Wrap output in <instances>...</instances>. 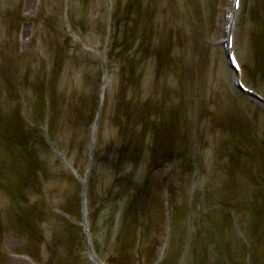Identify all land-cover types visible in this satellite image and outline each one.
Returning a JSON list of instances; mask_svg holds the SVG:
<instances>
[{
	"label": "bare ground",
	"instance_id": "bare-ground-1",
	"mask_svg": "<svg viewBox=\"0 0 264 264\" xmlns=\"http://www.w3.org/2000/svg\"><path fill=\"white\" fill-rule=\"evenodd\" d=\"M162 1L168 3L170 9L174 6L175 11V8H178V11L182 9L177 0ZM183 1L185 0H182L185 9L191 7L192 3L187 4ZM205 1L209 5L203 17L198 12L192 14L190 23L195 29L190 28L188 32L191 31V34L182 37L178 34L180 31L171 32L169 24H165L167 21L159 22L156 19L165 9L170 10L169 6L156 9L155 1L138 6L137 0H104V6L109 9L113 19L120 17L124 21L134 20V24L130 27L117 19L114 26L95 23L93 32L104 27V30L108 31L107 37L103 39L107 42V47L102 48L101 54L94 52V63L80 61L79 65L83 67L84 80L88 81L104 71L108 76L112 74L109 76L110 80L114 76L119 92L122 93L123 90L121 95L124 97L119 95L114 97L112 106L115 110L113 115H110L109 124L111 128H117L115 131L119 144L115 145V148L118 151L129 153L131 150L134 152L140 150L137 153L143 155L145 161L150 157L148 164L143 162L144 159L137 158L138 162L140 164L143 162L142 165L145 166L141 169V173H137L139 175L136 174L138 179L134 177L139 183L141 182V185H148L157 171L168 170L171 166H177L179 162L182 168L187 166L189 161H192L190 158L192 154L204 166L213 170L210 171L212 179L221 185L220 193L214 191L216 193L208 195L209 199L206 203L209 201L207 205L212 212L208 216L204 215V221L198 215L190 219L186 218L185 212L188 208L184 209L177 205L180 222L179 229L174 235L178 238H173L170 245L166 241L164 244L169 247L161 246V250H158L160 247H156V243L153 248L147 250L146 246L144 255L149 261H152L154 255L156 259L152 264H170V260L176 258L183 264H188L189 261L199 262L195 257L191 258L190 254L195 255L200 252L204 254L205 260L207 259L203 264H262L261 259L262 256L264 257V0H257V3L260 2L258 6L262 5L260 8H256L255 0ZM83 2L88 4L89 0ZM205 6L204 0H200V8ZM214 8L221 9L218 17H213ZM42 9L41 6L40 12L43 11ZM86 9L78 7V11L72 10L77 12V15L74 13V17L71 16L72 19H76V24L81 26L80 20L83 21V12ZM54 10L59 11L60 15L56 17L55 13L49 15L46 12L47 21L44 24L49 22L53 26L59 16L64 21L62 5L55 6ZM124 11H127V14H123ZM13 12L16 18L28 16L23 6L18 5L2 15L4 19L0 21L3 29V33H0V134H4V131L8 132V135L0 138L1 165L5 171L15 170L14 172L18 171V173H21V170L34 172L37 167L43 168L41 162H46L51 157L40 149H51L55 139L68 141L63 135L69 134L71 137L76 136L77 140H74V145L77 147L76 157L80 155L79 162L88 168L96 154L93 143L87 142L86 139L91 137L92 141L95 140L100 122L95 113H92L94 111L90 105L84 106L86 113L83 115L82 108L73 105L72 99L66 97L67 90L60 84L61 77L67 76L65 72L62 74L63 60L66 61L64 47H61L64 43L61 39L62 34L60 36L53 34L46 40L44 35L48 36L49 33L44 34V30L46 31L47 28L44 27V30L40 28L43 30L41 35L37 34L38 32L30 33L37 29L36 24L30 23V27H23L22 34L25 36H19L17 27L11 24L15 21V17H12ZM28 20L29 18H26L21 24L25 25ZM63 21L62 28L66 25ZM152 21L155 25L154 29L151 26ZM182 22L186 21L181 19L180 23ZM258 23H262V26H258ZM11 29H15L16 33L12 35ZM68 29L69 31L65 28L70 32L71 28ZM183 30L181 29V32H184ZM116 31L123 37L110 38L116 37L113 34ZM129 34L134 36L131 37ZM36 36L40 39L39 45L43 47L35 48L36 52H39V58L34 62L31 58L34 50L31 48H34ZM69 41H71L70 36ZM205 43L220 47L223 52L222 57H219L215 51L207 57L203 52ZM189 47L193 55L187 54ZM19 61L28 69L33 63L36 69L26 76L27 71L21 68ZM212 61L225 72V76L220 77L221 81L214 71L209 73L208 64ZM105 62L106 64L111 62L112 67ZM71 70L74 76V68L72 67ZM38 74L43 76L41 82L37 78ZM99 76L101 77L100 74ZM104 76L108 80V76L103 75V78ZM208 76L211 77L209 82L212 86H205L209 84ZM134 84L137 85V89ZM127 85L129 87L125 88ZM43 87L47 90V94H51V98L44 99L46 91H43ZM138 87L142 90L147 88L148 91L152 89V92L147 94L142 92L140 95ZM57 88L60 91L56 90ZM102 92V89H98L97 93L100 96ZM170 96L172 100H180L179 103L170 102V99L164 101ZM146 97H149L148 100L141 103ZM118 100L120 105L117 106ZM97 103L103 106L104 100L100 99L96 105ZM125 107L132 111L131 114L128 116L127 113H122L119 118L117 111L120 108L124 110ZM28 112L37 115H29ZM166 113L171 114L167 116ZM162 114L163 116H160ZM99 115L101 117V114ZM27 120H32V124ZM155 121H157L156 126L153 125ZM174 130L180 135L185 132L189 138L178 144V138L171 137ZM206 135L209 137L207 140L204 137ZM135 138L138 140H134ZM133 140L136 142H132L134 145L129 146V141ZM200 140L201 143H197ZM205 142L207 143L204 145ZM202 146L203 149H199ZM85 153L87 156H84ZM5 157L10 160L7 161ZM189 158L191 160H188ZM194 163L187 166L191 172L195 170L192 168ZM140 164L136 162V166ZM201 165L198 163V172H207L204 168H200ZM2 176L5 178L7 175L2 173ZM76 178L73 177L75 181ZM129 180L133 183V177ZM27 181L9 184L12 185L10 186L12 196L17 200L23 195L20 191H24L25 187L29 186ZM28 182L31 184L30 181ZM80 183L78 189L81 191L83 201L86 200V196L92 197L91 194H96L92 191L91 185H87L86 178ZM3 185L0 182V187ZM30 187L31 185L28 189ZM3 190L2 192L6 194ZM142 194H139L140 198L150 197V193L148 194L146 190ZM154 195L155 193L152 197ZM202 195L201 199L205 197V193ZM100 197L104 201L105 196ZM0 199L4 200L3 203L0 202V213L3 210H7L8 213L5 205H8L10 200L4 197ZM203 202L199 204L202 211L206 207L204 203L203 209ZM138 205L139 203L127 205L128 211L138 208L139 211L149 210V214L154 212L150 205L146 210L144 205L140 207ZM192 208L197 210V207ZM72 212H69V215H72ZM45 215L41 213V219ZM63 216L68 220V215L63 214ZM135 216L141 217V213H136ZM41 225L47 226L46 222ZM6 227L16 228V225L8 222ZM55 229L53 225L52 230L55 232L52 235L57 236V241L52 238L55 242H53L54 246L52 243L41 258L44 264H142L134 258V254L138 255L137 251L143 250L141 247L131 255L133 257L124 254L127 250L131 253L136 249L135 245H138V242L134 238L129 239L127 245H123L127 237L122 235H119V238L113 237L114 234L110 235L109 229L104 227L108 235L104 236L106 238L104 253H101L95 249L96 242L89 230L80 232V240L87 245L79 249L80 241L74 242L75 235L66 234L67 240L60 239L58 242L59 234ZM189 229L194 231L195 235L192 238ZM44 235L42 232V236ZM107 237L110 240H107ZM60 247L66 249L59 250ZM122 248L124 253L121 252ZM117 250H120L121 256L118 255ZM32 257L34 258L33 255ZM27 258L32 259L30 255ZM34 262L35 260L29 263Z\"/></svg>",
	"mask_w": 264,
	"mask_h": 264
},
{
	"label": "rangeland",
	"instance_id": "rangeland-1",
	"mask_svg": "<svg viewBox=\"0 0 264 264\" xmlns=\"http://www.w3.org/2000/svg\"><path fill=\"white\" fill-rule=\"evenodd\" d=\"M137 1L139 3L138 6L148 5L150 2L155 1L156 4L154 5V7L156 9H161V7L164 6L168 8L169 6L168 3H165V1L162 0ZM255 1L257 3V0ZM82 2L83 0H37V4H35L34 0V4H32V0H26V2L23 0H0V21L4 19L2 15L7 14L9 10H12L18 5L20 7L23 6V8L25 9L28 15L27 17L24 16L22 18L21 16V18H16L15 12H13L12 15V17H15V21H12L11 24H13L15 28L17 27L19 36H25L22 34V31L24 33L23 27L31 25L30 23H32L33 25H37V29H35V31H30V33L38 32L37 34L41 35V33H43L44 27L47 28L46 31L44 30V34L45 32L49 33L47 34L48 36L44 35V38H46V40H48L49 36H53V34L59 36L62 34L63 38L61 37V39L64 43L61 44V47H64L63 49L66 56V61L63 60L64 65L62 74H64L65 72L67 76L65 75L64 77H61L62 80L60 84L62 87H64V89L67 90L68 96L66 97H70V99H72V101L74 102L73 105L79 106L80 109L82 108L83 115H85L86 113L84 112V106L87 107V105H90L94 111L92 113H95L94 115L97 116L96 118H98L100 122V126L96 131L97 135L95 140L92 141L91 137H88L86 139L88 140L87 142L93 143L96 154L94 159L90 162L91 165H88V168H85L79 162L80 155L76 157L77 147L74 145V142L77 140L75 138L76 136L71 137V135L69 136V134L63 135L64 137L66 136L65 139L68 138V141H62L61 138L55 139V141L52 142L51 149H40L42 152H44V154L48 153L51 158L46 162H41L43 163L44 167H37L34 169V172H32L31 170H28L26 172L25 170H21V173H18V171L14 172L15 170L10 171L7 169L6 172L0 162V182L5 185L0 187V189L2 188V190L4 189L3 191L6 192V194H4L1 190L0 198L4 197L10 200V202L7 203L8 205H5V208L8 209V213L6 212L7 210H3L1 211L2 213H0V264H31L29 262H33V260H35L33 264H44V262L41 260L42 256L45 255V253L49 250V246H51L54 241H57V236L52 235L55 232L52 230L53 225L56 228L55 230H57V233L59 234L58 242L60 239L66 241V234L73 236L75 235L74 242L80 241V244H78L79 249L85 248V245H87L85 242H83V240H80V232L85 231V229L89 230L90 234H92V237L96 242L95 249L100 251L101 253H104V239H106L105 237L108 235L106 230H104V227L109 229L108 231L110 232V235L114 234L112 235L113 237L115 236L116 238H119V235H122L123 237L125 236V238L127 237L126 239H124L123 245H127L129 239L134 238L138 242V245H135L136 249L133 252L131 251V253L126 249L127 251L126 253H124L123 248H126V246H123L121 252L124 254H129L130 257H133L131 255L136 252L137 248L141 247L143 250L137 251L138 255L135 256L134 254V258L142 264H152L153 262H155L156 257H154L153 255V262L151 260L149 261V259L144 255V252L147 249L153 248L155 243L156 247H160L158 250H161V246L169 247L164 243L168 241V245H170V241H172L173 238L176 237V235L174 234H176V231H178L179 229L180 214L177 213V205L184 207V209H186V207L188 208L185 212L186 218L190 219L192 218V216L194 217L195 215H198L199 218L204 221V215L208 216L212 212L210 206L207 205L209 201L208 203H206L207 199H209L208 195H213L216 192L220 193L219 191L221 185L219 183H216L210 175V171L212 169L208 166H204V164L201 163L194 154L190 156L191 153L188 155L190 156V158H192V161H189V164L187 166H189L190 163L195 162L194 164H192V168H195L194 172L189 171V169H187V166L182 168V165L179 162L180 164L178 163L177 166H171L168 170L155 172L154 176H152L150 181L148 182V185H141V182H138L139 180H137L138 177L136 176V174L142 172L141 169H144L145 167L142 165V163L147 162L148 164L150 157H147L145 161V157L137 153V151L140 152V150H137L136 152L131 150V152L129 153H121V151H118L115 148V145L119 144L117 140L119 138L115 131L117 130V128H111V125L109 124L110 115L112 116L114 113L113 111L115 110H113L114 106H112L114 97L117 95L124 97V95H121L123 94V90L122 93H120V89H117V83L114 76L112 80H110L109 76H112V74L108 76L104 71L99 72L92 79H88V81L84 80L82 76L84 70L82 69V65H79L80 61L81 63H83V61L94 63V52L101 54L103 50L102 48H104V46L107 47V42H104L103 39L104 37H107L108 31H105L104 27L102 29H98V31L96 32H93L95 23H99L100 25L104 26H114V24L117 22V19L123 21L131 27L132 24H134V20L128 19L127 21H124L120 17H115L113 19L112 15H110L109 9L107 10V7L104 6V0H89L88 4ZM177 2L178 5H181V10L178 11V8H175V11L174 6H172L171 9L169 6L170 10L165 9L163 13H160L159 17H157L156 19L159 22H164V20L165 22L167 21L165 24H169L171 32L180 31L178 34L182 35V37H186L187 35L191 34V31L188 32L190 28L195 29V27L191 26L190 23V21L192 20L191 15L198 12L203 17V14L206 11L208 7L207 5H209V3L204 0L206 6L204 8H200V0H185L183 2L187 4L192 3L190 8L185 9V7H183L182 0H177ZM259 4L260 2L257 3L256 8H260L262 6H258ZM60 5H62L63 17L64 21L66 22L65 27H61L63 20L60 18V16L58 17V21H56L57 23L54 22L55 24L53 26L50 25L49 22L44 24V22L47 21L45 20L47 17L46 12H48L49 15H51V13H55L56 17L60 15L59 11L56 12V10H54L55 6L59 7ZM41 6L43 8V11L40 12ZM78 7L79 9L87 8L86 11L83 12L84 14L82 13L84 15L83 21L80 20L82 28L80 25L76 24V19L71 18V16L74 17V13H76L75 15H77V12H72V10L78 11ZM214 9L215 10L213 17H218L221 13V9ZM123 14H127V11H124ZM26 18H29L28 22H25V25H23V23L21 24V22H24ZM181 19H184L186 22L180 23ZM64 21L63 23H65ZM151 24L152 28L154 29L155 25L153 24V21ZM1 26L2 24L0 22V33H3V29ZM258 26L261 27L262 23H258ZM41 27L43 28V30L40 29ZM69 27L71 28L70 32H68ZM65 28L68 31H66ZM181 29H184V32H181ZM64 30L65 34L67 35L63 34ZM12 31V35L16 33L15 29H13ZM219 32L220 31L218 30V33ZM113 34H115L116 37L113 36L110 38L120 39L121 37H123V35L120 36L119 32L117 31ZM129 35L134 36V34ZM69 36L71 38V41H69ZM31 37L33 38V35ZM39 43L40 39H38V37L36 36L34 48H31L34 50V54L33 56H31L34 62L39 58V52H36L35 48L37 46L39 48L43 47V45L41 46L39 45ZM188 44H190V41H188ZM21 47H23L22 44ZM188 51L189 52L187 54L193 55L190 47ZM212 51H215L219 55V57H222L223 52L220 47H213L212 45L210 46L208 43H205L203 52L207 55V57L212 53ZM22 61L24 63L26 62L24 59ZM223 62L224 61L222 60V64L224 66ZM24 63L21 64V62L19 61L18 64L22 66L21 68L26 69V76H28L31 71L34 72V69H36V65L31 63L28 69V67ZM106 65H110L109 67H112L111 62ZM72 67L74 68V76L71 72ZM208 67L209 73H212L214 71L215 75H218L219 81H221L220 77H222L223 75L225 76L224 70L221 71L218 64L214 61H212L211 64H208ZM99 74L101 75V77L99 76ZM103 75L108 76V80L105 76L103 78ZM98 77L100 78L98 79ZM37 78L41 82L43 80L42 74H38ZM210 78L211 77L208 76L207 82L209 84H206L205 86H212L209 82ZM102 86H104V88ZM134 86L137 89V85L134 84ZM62 87H60V89ZM128 87L129 85H127L125 88ZM98 89L103 90L100 96L97 93ZM138 89L141 92L140 93L137 90L140 95H142V92L143 94L152 92V89L151 91H148L147 88L142 90L138 87ZM56 90L59 89L57 88ZM43 91H46V95L44 97L45 100L47 99L46 97H48V99L51 98V94H47V90L44 87ZM171 97L172 96H170L169 98L167 97L166 99H164V101H168ZM148 98L149 97H146L144 100L142 99L141 103H145V100H148ZM44 99H42V101H44ZM100 99L104 100L103 106H100V103L99 105L98 103L96 105V102H99ZM171 100L172 99H170V102L173 103H179L180 101ZM137 102L138 101H136V103ZM118 105H120V101L117 106ZM131 112L132 111L128 110V108L126 107L124 108V110L120 108V110L117 111L119 118H121L122 113H127V115L129 116ZM171 113L166 114L168 116ZM28 114H33L35 116L37 115V113L32 112H28ZM99 114H101V117H99ZM163 114L160 116H163ZM28 122L29 124H32V120H29ZM156 122L157 121H155L153 125L156 126ZM79 130L81 131V129ZM176 132L177 131L174 130L171 134V137L176 136L178 138V144L180 142H185L186 138H189L185 135V132L183 135H180L178 132ZM3 135H8V132L4 131V134H0V138ZM204 137H206V140L209 138L208 135ZM134 140L137 141L138 138H135ZM134 140L129 141V146L134 145L133 143L136 142ZM143 142H145V140H143ZM173 142L174 141H171V143ZM197 143H201V140ZM206 143L207 142H205L204 145ZM203 146L199 149H203ZM132 155L134 156L131 158ZM84 156H87L86 153L84 154ZM138 157L144 159L141 164L138 162ZM190 158L188 160H191ZM6 160L9 161L10 159L6 158ZM136 162L137 164H140L138 165L139 167L136 166ZM198 163L202 164L200 168H204L207 172L202 171L199 173ZM186 171L187 174H185ZM211 172H213V170ZM2 173L7 176L5 178H2ZM73 173L75 175H73ZM75 176L77 177L76 181L73 179V177ZM131 177H133V183H131V180H129V178ZM134 177L137 179H135ZM85 178L86 181H88L87 185H91V189H93L92 191L96 192V194H91L92 197H90V195L86 196V200L83 201V199H81V191L80 189H78V187L81 184L80 181ZM23 180L30 181L31 184H29L28 181L27 184L29 186L31 185V187L30 189H28L29 186H27L25 187L24 191H20L23 195L20 194V196H22L19 200H17L12 196V190L10 187L12 185L9 184L12 182H20ZM109 186L111 188H109ZM145 190L148 194L150 193V197L143 196V198H140L139 194H142V192H144ZM153 193H155L154 197H152ZM201 193H205V197L203 199L201 198L204 195H202ZM17 194L18 192L16 193V195ZM100 196L104 197V201ZM2 201L4 200L0 199V202ZM201 201H204L203 209L204 203H206L204 211L199 208V204ZM138 203V207L144 205L145 210L146 208H149V205L152 206L154 212H150L149 214V210H147L146 212L139 211L138 208L136 210H130V212L128 211L129 209L127 205ZM63 206L68 207L64 208ZM193 206L197 207V210H193ZM69 212H72V215H69ZM139 212L141 213V217L135 216V214ZM41 213L46 214L43 219H41ZM62 213L68 215V220L65 219ZM39 221H41V223H39ZM209 221L210 220L208 219L207 222ZM8 222H12L13 225L15 224L16 228H7L6 224ZM44 222H46L47 226L41 225ZM42 232H44V236H42ZM48 233H50V235ZM193 233L194 231L189 229L191 238L195 235ZM211 236L212 235H210V237ZM204 237L206 238L205 234ZM52 238L54 239V241L52 240ZM107 240L110 239L107 237ZM106 242L108 244V241ZM145 247L146 250H144ZM64 249H66V247L59 248V250ZM110 252H113V250ZM117 252L118 255L121 256L120 250H117ZM37 253L39 254L37 255ZM78 253L80 252L78 251ZM28 255H30L32 259H28ZM32 255L34 256V258L32 257ZM36 256L38 257L37 259L35 258ZM190 257H195L196 261L199 262L189 261L188 264H203L207 260H205L204 254L200 252H197L195 255L190 254ZM170 262V264H183L178 260V258L170 260ZM261 262L262 264H264L263 256Z\"/></svg>",
	"mask_w": 264,
	"mask_h": 264
}]
</instances>
